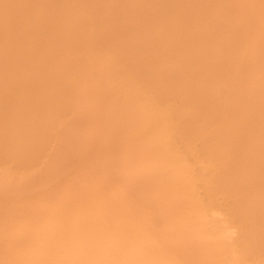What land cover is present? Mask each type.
Instances as JSON below:
<instances>
[{"label": "rangeland", "instance_id": "obj_1", "mask_svg": "<svg viewBox=\"0 0 264 264\" xmlns=\"http://www.w3.org/2000/svg\"><path fill=\"white\" fill-rule=\"evenodd\" d=\"M0 264H264V0H0Z\"/></svg>", "mask_w": 264, "mask_h": 264}, {"label": "bare ground", "instance_id": "obj_2", "mask_svg": "<svg viewBox=\"0 0 264 264\" xmlns=\"http://www.w3.org/2000/svg\"><path fill=\"white\" fill-rule=\"evenodd\" d=\"M73 18V17H72ZM78 19H79V17H78ZM139 102V101H138ZM152 108V107H151Z\"/></svg>", "mask_w": 264, "mask_h": 264}]
</instances>
